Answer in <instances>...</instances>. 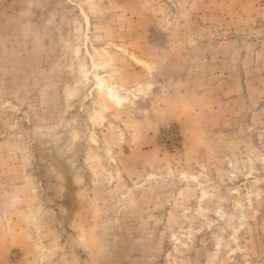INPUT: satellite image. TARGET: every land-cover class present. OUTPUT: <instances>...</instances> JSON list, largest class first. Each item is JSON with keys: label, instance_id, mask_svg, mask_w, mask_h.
<instances>
[{"label": "rangeland", "instance_id": "obj_1", "mask_svg": "<svg viewBox=\"0 0 264 264\" xmlns=\"http://www.w3.org/2000/svg\"><path fill=\"white\" fill-rule=\"evenodd\" d=\"M0 264H264V0H0Z\"/></svg>", "mask_w": 264, "mask_h": 264}]
</instances>
